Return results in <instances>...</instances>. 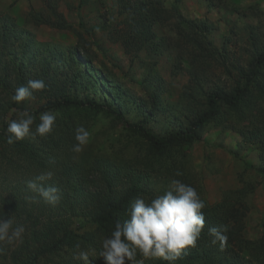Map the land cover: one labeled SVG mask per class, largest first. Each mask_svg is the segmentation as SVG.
<instances>
[{
  "label": "rangeland",
  "instance_id": "374dc122",
  "mask_svg": "<svg viewBox=\"0 0 264 264\" xmlns=\"http://www.w3.org/2000/svg\"><path fill=\"white\" fill-rule=\"evenodd\" d=\"M150 1L166 10L165 23H156L154 27L157 33L154 40L157 42L163 37L162 43L139 49L134 47L128 51L123 43V26L118 23L122 18L119 0H59L57 10L73 25L72 29H59L33 21L29 15L32 8L45 17L52 16L42 0H0V31L11 34L6 48L0 40V74L7 75V86L0 85V119L5 117V112L10 121L19 118L22 112L9 108L14 102L11 97L29 80L43 79L47 85L45 90L34 92L32 99L20 102L31 107L39 105L50 90L51 93L66 92L79 98L90 96L99 101L112 100V95L103 93V84H99L105 79L109 87L121 89L124 98L122 107L133 119H141L150 113L154 96L157 97L159 110L151 123L157 132L164 133L172 129L171 121L175 115L180 116L186 110L183 103H189L188 97H191H184L188 85L200 89L197 93L201 88L213 85L229 87L236 77L238 64L245 63L254 44H263L264 0ZM175 7L186 19H207L210 22L207 34L219 52H223L224 64L220 59L210 58L199 64L198 72H190V57L180 42ZM18 64L22 67L21 76L15 70ZM6 65L7 69H4ZM226 67L231 68V74ZM75 77L77 81L73 83ZM36 125L34 122L32 132H35ZM241 126H250V120ZM123 131L121 125L104 121L91 140L94 154L102 152V142L107 135L117 136ZM26 138L44 159V164L31 162L25 155L13 150L0 155V218H11L13 227L22 224L26 229L22 241L0 244V247L4 245L8 249V259L13 251L20 250L21 242L29 241L34 229L41 227L34 225L33 221L37 219H41L42 224L49 218L70 220L71 227L78 231L88 233L93 230V226L86 225L90 209L85 205L86 195L75 188L78 184L80 188L87 189L86 183L82 182V173L75 172L79 153H74L67 143L53 148L43 143L40 136ZM89 143L84 147H88ZM187 152L191 181L194 182L192 186L208 204L221 201L225 194L249 182L253 184V191L246 197L248 210L244 235L251 240L263 237L264 175L257 170L262 165L258 144L250 136L245 137L238 131L220 126L208 128L203 138ZM70 155L72 159L68 160ZM143 155L142 149L130 148L119 154V160L135 165L143 159ZM60 162L69 167L73 165L75 171L66 176V166L61 168ZM45 171H51L52 178L36 181V177ZM155 171L144 172V176L149 177L145 178V189L141 194L146 200L162 194L171 182H167L162 171ZM29 181L58 188L61 199L55 204L46 203L28 189ZM88 189L93 190L94 187Z\"/></svg>",
  "mask_w": 264,
  "mask_h": 264
},
{
  "label": "trees",
  "instance_id": "16d2710c",
  "mask_svg": "<svg viewBox=\"0 0 264 264\" xmlns=\"http://www.w3.org/2000/svg\"><path fill=\"white\" fill-rule=\"evenodd\" d=\"M42 1L44 7L52 12V16L45 17L40 11L32 8L29 15L33 21L59 29L73 28L63 13L57 10L59 0ZM119 2L121 3L119 13L122 14V18L118 23L123 26L125 34L123 43L126 50L130 51L134 47L139 49L146 45H160L163 37L155 42L157 33L154 27L156 23H165L166 10L160 5L155 6L150 0ZM174 15L180 29V42L190 57V72H198L199 64L207 62L210 58L220 59L224 64L221 57L224 56L223 52L221 54L208 37L210 22L207 19H186L177 8ZM10 36L9 32L5 31L2 34L0 31V40L4 48ZM4 69H7V65ZM15 70L19 76L23 74L20 64L15 66ZM88 70L95 76L92 69ZM226 71L232 73L229 67H226ZM236 72L234 82L228 85L229 87L213 85L207 89L201 88L200 93H197L200 89L188 85L184 90V97L191 96L188 97L190 102L183 103L186 104V110L180 116L175 115L171 121L172 129L164 133L157 132L151 123L159 110L157 97L154 96L150 113L141 119H133L122 107L124 98L121 89L109 87L105 79L99 84H103L101 85L103 93L112 95V100L99 101L90 96L79 98L66 92L51 93L50 90L49 95L39 101V105L28 107L16 102L11 103L10 109L15 108L16 111H28L33 114L36 117V124L39 123L41 113L50 111L58 115L53 131L45 137H40L47 146L56 148L61 143L73 146L76 143L75 129L84 126L89 130L90 143L79 153L77 171L73 165L69 167L63 162L58 164L61 168L63 165L66 166V176L72 174V170L82 173V182L86 183L87 189L80 188L78 184H75V188L86 195L85 205L87 209L90 208L86 225L93 226V230L88 233L78 231L71 227L70 220L67 222L49 218L48 222L42 224V220L37 219L33 223L41 227L32 231L29 241L21 242L20 250L13 251L10 259L6 253L8 249L4 245L0 247L2 249L0 264H84L83 261L73 258L76 252L84 248L96 251V256L89 259V264H105L103 257H99L102 240L111 235L117 222L122 223L127 219L126 212L131 202L144 192L145 178H149L144 176V172L151 170L155 173V170H159L163 172L167 182L179 179L192 186L194 182L191 181L187 149H191L194 143L200 141L208 128L223 126V129L231 128L245 137L250 136V139L258 144L262 159V165L257 170L264 175V41L261 45L254 44L252 53L245 63L238 64ZM76 81L75 77L73 83ZM0 85L4 88L7 86L5 73L0 74ZM251 114L256 115L250 117ZM4 115L5 117L0 119V155L13 150L25 155L31 162L44 164L42 163L44 159L27 138L12 145L6 142L8 135L6 129L11 119H7V112ZM248 120L250 126L242 127L241 125L246 124ZM104 121L121 125L124 131L117 136L107 135L102 142V152L94 154L92 148L94 143L91 140ZM130 148L142 149L144 154L143 159L135 165L130 161L119 160V154ZM69 159H72L71 155ZM177 171L182 175L176 176ZM250 184L251 182L230 191L217 203L208 204L204 201L206 206L202 211L205 215V227L196 246L186 250L176 264H264V235L257 240L248 239L244 235L248 210L246 197L254 189L253 184ZM89 187L94 189L89 190ZM224 225L228 229L225 233L228 239L221 249L219 243L216 245L211 243L212 237L208 234V229ZM137 259L141 257L138 255ZM146 264L168 262L150 259Z\"/></svg>",
  "mask_w": 264,
  "mask_h": 264
},
{
  "label": "clouds",
  "instance_id": "9594fccd",
  "mask_svg": "<svg viewBox=\"0 0 264 264\" xmlns=\"http://www.w3.org/2000/svg\"><path fill=\"white\" fill-rule=\"evenodd\" d=\"M46 87L43 79L29 80L27 85L16 89L11 99L16 103L30 100L34 92L43 91ZM56 119L52 112L41 113L35 132H32L36 117L24 111L18 119L8 123L6 142L12 145L29 136L45 137L53 131ZM89 138L88 129L84 126L77 127L76 143L71 150L74 153L82 152ZM175 175L181 176L182 173L177 171ZM52 176L51 171H45L36 177V181H47ZM36 181L28 182L29 190L37 193L46 203L59 202L61 194L58 188L44 187ZM205 206L197 190L179 179L171 180L162 194L151 199L146 200L143 195H138L126 212L127 219L122 223L117 222L111 235L102 240L99 257H103L105 264H144L145 260L150 259H162L168 264H176L186 250L196 246L205 227V215L202 211ZM25 230L22 224L13 227L11 218H0V244L22 241ZM227 230L226 225L210 227L208 234L212 237L211 243H219L222 249L227 243ZM94 253L95 249L80 250L73 258L89 264V257H93ZM138 255L142 259H137Z\"/></svg>",
  "mask_w": 264,
  "mask_h": 264
}]
</instances>
